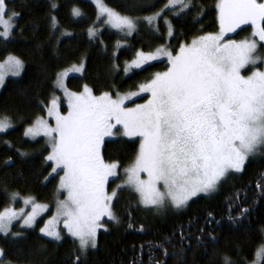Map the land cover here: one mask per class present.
<instances>
[{
    "label": "snow or ice",
    "instance_id": "1",
    "mask_svg": "<svg viewBox=\"0 0 264 264\" xmlns=\"http://www.w3.org/2000/svg\"><path fill=\"white\" fill-rule=\"evenodd\" d=\"M93 2L97 7V19L105 18V24L126 35L137 30L141 19L154 25L160 16L157 12L143 18L131 17L107 6L103 0ZM177 6L183 12L192 7V0H168L165 8ZM51 7L55 9L58 5L53 3ZM216 9L219 32L181 43L175 54L163 46L154 53L136 52L137 58L125 67V73L162 56L168 61L167 70L155 73L140 84L139 92L122 95L116 90L115 97L111 92L96 96L87 85L79 93L70 92L64 83L67 72L58 73L56 85L67 98V115L60 113L59 99L53 97L46 111L47 116L54 119L55 126L37 117L25 130L27 137L42 135L48 138L51 150L45 161L52 162V173L59 174L58 169L63 171L57 191L63 190L66 196L57 200L55 215L45 221L40 233L60 241L63 237L58 225L62 221L67 234L78 242L79 254L73 264H81L80 256L97 247L103 217L120 223L113 211V202L122 189L134 191L145 208L152 207L159 212L170 206L179 211L188 207L193 198L217 192L230 173L243 172L249 157L264 151V70L257 67L264 63V57L257 55L258 46H264L258 44V41L264 42V2L218 0ZM18 15L15 11L9 14L8 0H0V38H10L15 27L13 21ZM72 15L80 17L82 12L73 8ZM51 24L53 28L58 26L55 16L51 17ZM165 24L168 35L172 36L171 23L165 20ZM242 24L252 26L251 39H225L226 33L235 32ZM95 35L96 31L89 28V38ZM248 65L255 70L244 76L241 70ZM5 67L12 75H19L23 62L9 56L5 64H0V86L4 83ZM82 69L83 64L73 66L74 71ZM140 93L149 94L146 103L134 108L125 106V101ZM11 127L9 117L0 118V132ZM117 132L123 137H139L140 143L133 162L124 168L123 182L109 193L106 185L110 177L119 178L120 164L106 162L102 147L105 138ZM142 174L146 178H142ZM257 188L264 195V184L258 182ZM17 195L12 194L13 198ZM239 199L237 195L229 200L228 220L232 224L250 212V208H240ZM24 204L32 205V211L26 216L22 215L23 210L5 208L0 211V234L20 237V231H11L13 221L22 219L20 228L32 229L40 213L48 208L32 197L25 198ZM236 209H239V216L231 214ZM210 222L221 223L208 213L205 223ZM128 227L133 225L129 223ZM139 231H144L143 226ZM199 231L203 233L204 229ZM185 238L181 227L180 239ZM164 255H167L166 249ZM4 257L5 251L0 248V264H11ZM222 259L223 264H234L228 256ZM262 260L264 243L257 248L251 264H261Z\"/></svg>",
    "mask_w": 264,
    "mask_h": 264
},
{
    "label": "trees",
    "instance_id": "2",
    "mask_svg": "<svg viewBox=\"0 0 264 264\" xmlns=\"http://www.w3.org/2000/svg\"><path fill=\"white\" fill-rule=\"evenodd\" d=\"M167 1L103 0L124 15L142 17L160 11V16L154 25L141 20L137 30L129 36L100 27L97 31L94 29L96 35L89 38L88 29L101 24L90 0H8L9 11L19 15L12 36L8 40L0 38V60L9 54L17 55L23 68L19 76L7 78L0 89V118L7 116L13 123L12 128L0 133V211L20 203L13 198V193L30 195L42 202L52 201L56 194L57 175L50 174L52 163L45 161L48 147L42 139L26 138L24 129L36 116L45 113L61 69L73 63H84L81 74L66 78V85L72 91H79L84 85L95 94L134 90L168 67L167 60L161 59L125 73L127 61L137 51H152L166 45L175 52L181 43L218 30V0H192V7L183 12L179 6L165 8ZM53 3L58 7L53 9ZM73 8L79 9L82 15L73 17ZM177 12L179 15L175 14ZM52 16L57 19L56 28L52 27ZM165 20L171 23L172 36L168 35ZM65 32L71 35H62ZM147 96L144 93L138 100ZM137 140L105 139L102 147L105 161L120 164L119 178L109 181L110 190L121 180L124 168L133 162ZM258 182L264 184V151L249 157L243 172L230 173L217 192L208 196L201 194L179 211L171 207L159 212L152 207L145 208L134 191L124 188L113 202V211L120 223L102 220L97 247L80 256L81 264H223L224 256L230 257L234 264L242 261L248 264L264 243V195L257 188ZM237 195L240 208H250V212L232 224L228 220L229 200ZM208 213L221 223H205ZM231 214L239 216V209ZM42 220L32 229H21L14 223L11 231H20V237L0 234L5 261L73 264L79 254L78 242L67 235L60 241L43 236L39 231ZM129 223L132 228L128 227ZM141 226L144 231H139ZM181 227L186 237L183 240L180 239ZM201 228L203 233L199 231Z\"/></svg>",
    "mask_w": 264,
    "mask_h": 264
},
{
    "label": "rangeland",
    "instance_id": "3",
    "mask_svg": "<svg viewBox=\"0 0 264 264\" xmlns=\"http://www.w3.org/2000/svg\"><path fill=\"white\" fill-rule=\"evenodd\" d=\"M90 1L93 2V0H90ZM259 2H264V0H259ZM103 3H104V2H103ZM167 3H168V1H167ZM167 3H166V4H167ZM93 4H94L95 7H96V4H95L94 2H93ZM96 10H97V7H96ZM11 12H12V11H9V14H10ZM159 12H160V11H159ZM156 13H157V12H156ZM154 14H155V13H153V14H151V15H146V16H152V15H154ZM146 16H142V17H140V18H143V17H146ZM131 17H134V16H131ZM104 19H105V18H103V17H101L100 19H97V21H98V20H101V24H98L97 26L94 25V26H92V27H90V28L96 29V31H97L100 27H106V28H108V29L117 30V29H114V28L110 27L109 25L105 24V23H104ZM141 20H142V19H141ZM13 23H14V25H15V20L13 21ZM94 27H96V28H94ZM88 30H89V29H88ZM217 32H219V28H218V30H216V32H212V33H217ZM122 33L124 34V36H129V35H126L125 32H122ZM251 34H252V26H251L250 24H247V25L242 24L238 29H236L235 32H229V33H226V35H225V39H226V40L241 41V40H244V39H246V38L251 39V38H252ZM204 35H205V34H204ZM11 36H12V33H11ZM11 36H10V37H11ZM256 39L258 40V38H256ZM190 42H191V41H190ZM190 42H189V43H190ZM258 44H259V45H264V42H259V41H258ZM162 46H163V47H166V45H161V46H158V47H162ZM158 47H157V48H158ZM157 48H155V49L152 50V51H142V52H144V53H150V52L154 53L155 50H156ZM167 48H168V47H167ZM178 49H179V48H178ZM178 49H177L176 51H178ZM169 50H170V49H169ZM170 51H171V50H170ZM173 54H175V52H173ZM257 55H259V56H261V57H264V46H258ZM9 56H14V57L18 58L19 60H21L20 57H18L17 55L9 54V55H7L6 57H4V59L0 60V64H5V61L7 60V58H8ZM136 58H137V57H136V54H135V56H134L131 60L127 61L126 66L131 65L132 62H133ZM161 59H165V60H167V58H166V57H163V56L160 57L158 60H161ZM158 60H155V61H158ZM21 61H22V60H21ZM151 62H154V61H149V63H151ZM167 62H168V61H167ZM81 64H84V63H83V62H80V63H73V64H70V65L64 67L63 69H61V70L58 72V73L67 72V75L64 77V83H65V86H66L67 89H68V87H67V85H66V78H67L68 76H70V75H79V74H81V72H82L83 69H82L81 71H79V72L73 70V66H79V65H81ZM147 64H148V63H147ZM144 65H146V64H144ZM144 65H142V66H144ZM257 67H258L260 70H264V63H259V64L257 65ZM133 69H135V68H133ZM166 70H167V68H166L164 71H166ZM253 70H255V69L253 68V66H252V65H248V66H246L245 69H242V70H241V74L244 75V76H248V75L251 74V72H252ZM21 71H22V70H21ZM21 71H20V73H21ZM164 71H161V72H164ZM4 72H5L4 82H5V80H6L7 78H10V77H17V76L20 75V74H19V75H12L11 71H10L7 67H5ZM56 79H57V76H56ZM84 86H85V85H84ZM84 86H83V87H84ZM88 87H89V86H88ZM89 88H90V87H89ZM0 89H1V86H0ZM68 91L79 93V92L83 91V88H82L81 90H79V91H72V90H70V89H68ZM104 92H107V91H104ZM104 92H100V93H98V94L93 93V94L96 95V96H100V95H101L102 93H104ZM131 92H139V87L136 88V89H134V90H129V91L120 92V93L123 95V94L131 93ZM142 94H144V93H140L138 96H133V97L131 98V100H127V101H125V106L128 107V108H134L137 104H144V103H146V101L149 99V94L147 93L148 96H147L145 99H143V100H138L139 97H140ZM53 97H56V98L59 99V110H60V113H61L62 115H67V113H68V111H69V109H68V101H67V98L65 97V93H64V91H63L62 89H60L59 87H57V85H56V80H55V90H54V92L52 93V95H51V97H50V99H49V101H48V103H47L45 109H47V107L49 106V102L51 101V99H52ZM113 97H115V94H113ZM37 117H43L44 119H46V120L49 121L50 125L55 126V121H54V119H51V118H49V117L47 116V111H46V110H45V113H44L43 115H39V116H37ZM37 117H36V118H37ZM36 118L32 121V123H30L29 125H27V126L25 127L24 132H25V130H26L27 128H29V127L32 126V124L34 123V121L36 120ZM11 122H12V121H11ZM12 127H13V123H12ZM12 127H11V128H12ZM117 127H119V126H117ZM9 129H10V128H9ZM9 129H7V130H9ZM7 130H5L4 132H6ZM0 133H1V132H0ZM25 137L28 138V139H32V140L42 139L43 142H44V144L48 147L47 155L49 154V152H50L51 149H50V146H49V143H48V138H46V137H44V136H42V135H41V136H37V137H35V138L27 137V136H25ZM116 137H123V136H122L119 132H117L114 136H112V137H106L105 139H107V138H116ZM124 138H128V139H138L137 141H138V147H139V143H140V138H139V137H132V138L124 137ZM51 163H52V162H51ZM52 167H53V164H52ZM57 171H58L59 174L52 173V172H51L50 174H56V175H57V190H58V185H59L60 176L63 175V171L60 170V169H58ZM114 178H115V177H110V178H109V181H110L111 179H114ZM142 178H146V176H145L144 174H142ZM123 179H124V170H123V172L121 173V180H119L118 183H117L116 185H114L115 187H114L113 189H115L116 186H117L118 184H121V183L123 182ZM109 181H108V184H109ZM108 184L106 185V190H107L109 193H111V191H112L113 189L110 190V189L108 188ZM65 196H66V193H65L63 190H60L59 192L56 191V194H55L54 198L52 199V201H49V202H42V201H37V200H35V202L38 203V204H46V205H48L47 210L42 211V212L40 213V215L37 217V221L40 220V219H43V220H42V223H41V225H40V227H39V231H40V228L44 226L45 221L51 219V217H52L53 215H55V213H56V208H57V200H58V199L63 200V199L65 198ZM28 197H32V198H34L33 196H30V195H20V194H19V196L17 195L14 199L19 200L20 203L17 204V205H15V204H11V205H9V206L6 207V208H12V209L16 210L17 212H20L21 210H23L22 215H25V216H26L28 213H30V212L32 211V205H31V204H27V205L24 204V199H25V198H28ZM138 198H139V197H138ZM168 207H170V206H168ZM168 207H166V208H168ZM4 209H5V208H4ZM4 209H3V210H4ZM3 210H1V211H3ZM163 210H164V209H163ZM104 218L108 219L107 217H103L102 220H103ZM14 223H17V225L20 227V225L22 224V219L15 220V221H13V224H14ZM36 223H37V222H36ZM101 228H102V227H101ZM99 229H100V228H99ZM99 229H98V230H99ZM58 230H60L62 237L66 236V235L69 236V235L67 234L66 230H65L64 227H63V222H62V221H61V223L58 225ZM42 235H43V234H42ZM48 238H50V237H48ZM256 251H257V250H256ZM254 259H255V256H254ZM251 261H252V260H251ZM251 261H250L248 264H251Z\"/></svg>",
    "mask_w": 264,
    "mask_h": 264
},
{
    "label": "bare ground",
    "instance_id": "4",
    "mask_svg": "<svg viewBox=\"0 0 264 264\" xmlns=\"http://www.w3.org/2000/svg\"><path fill=\"white\" fill-rule=\"evenodd\" d=\"M125 60V59H124ZM37 117V116H36ZM35 119V118H34Z\"/></svg>",
    "mask_w": 264,
    "mask_h": 264
}]
</instances>
